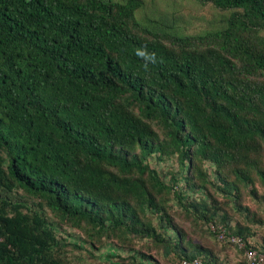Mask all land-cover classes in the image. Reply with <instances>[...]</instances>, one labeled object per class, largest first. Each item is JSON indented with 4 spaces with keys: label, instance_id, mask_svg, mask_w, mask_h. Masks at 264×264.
<instances>
[{
    "label": "trees",
    "instance_id": "trees-1",
    "mask_svg": "<svg viewBox=\"0 0 264 264\" xmlns=\"http://www.w3.org/2000/svg\"><path fill=\"white\" fill-rule=\"evenodd\" d=\"M191 1L0 0V264L264 252V0Z\"/></svg>",
    "mask_w": 264,
    "mask_h": 264
},
{
    "label": "rangeland",
    "instance_id": "rangeland-1",
    "mask_svg": "<svg viewBox=\"0 0 264 264\" xmlns=\"http://www.w3.org/2000/svg\"><path fill=\"white\" fill-rule=\"evenodd\" d=\"M145 7L149 10L142 11L144 13H149L150 9L153 6L157 5V8L162 9L166 12L172 9V3H174L177 7L184 8L187 10H193L195 13L198 12L196 15H192L191 13L187 14L190 15V20L188 24H186V30L188 32H196L200 33L205 29L216 28L222 22H220L221 17L227 16L226 12H220L218 9H214L212 7H199L197 4L192 2L191 0H144ZM186 12V11H185ZM225 15V16H224ZM71 231V230H70ZM73 232V231H72ZM233 255V251H222ZM240 255V254H237Z\"/></svg>",
    "mask_w": 264,
    "mask_h": 264
},
{
    "label": "built area",
    "instance_id": "built-area-1",
    "mask_svg": "<svg viewBox=\"0 0 264 264\" xmlns=\"http://www.w3.org/2000/svg\"><path fill=\"white\" fill-rule=\"evenodd\" d=\"M211 230H213V231L217 230V238L219 240L227 239L228 241L237 244V246L239 248H243L244 249V255L249 259L251 264H264V252L263 251H259L257 249H253V248H247L246 242L241 237L230 236V237L226 238L225 231H224V228L222 226H219L218 229H216L214 226H211ZM0 240H1V238H0ZM187 264H207V263L203 262L201 259L196 258V259L188 262Z\"/></svg>",
    "mask_w": 264,
    "mask_h": 264
},
{
    "label": "clouds",
    "instance_id": "clouds-1",
    "mask_svg": "<svg viewBox=\"0 0 264 264\" xmlns=\"http://www.w3.org/2000/svg\"><path fill=\"white\" fill-rule=\"evenodd\" d=\"M137 54L141 57L143 56V52H141L140 50H138ZM152 61H154V57H152Z\"/></svg>",
    "mask_w": 264,
    "mask_h": 264
}]
</instances>
